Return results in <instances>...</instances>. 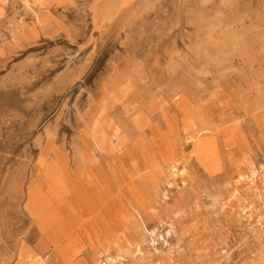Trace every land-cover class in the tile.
Here are the masks:
<instances>
[{
	"label": "rangeland",
	"instance_id": "1",
	"mask_svg": "<svg viewBox=\"0 0 264 264\" xmlns=\"http://www.w3.org/2000/svg\"><path fill=\"white\" fill-rule=\"evenodd\" d=\"M94 1L0 0V264H264V0Z\"/></svg>",
	"mask_w": 264,
	"mask_h": 264
},
{
	"label": "bare ground",
	"instance_id": "2",
	"mask_svg": "<svg viewBox=\"0 0 264 264\" xmlns=\"http://www.w3.org/2000/svg\"><path fill=\"white\" fill-rule=\"evenodd\" d=\"M26 4L29 3V0H24ZM128 0H95L94 3L91 6V11L93 12V20L95 26L98 25L99 20L103 19H110L112 18L115 13L119 10V8L126 3ZM158 0H144L142 8L152 7V5L157 2ZM179 1V0H178ZM97 119V118H96ZM96 123L93 122L92 128H91V134L94 137L93 134H95ZM99 137V136H98ZM97 138V137H96ZM95 138V139H96ZM97 140V139H96ZM171 169L173 168V173H177V169L174 165H171ZM264 168L263 165H259V170L262 172V169ZM171 182V181H170ZM168 183L169 186H172V183ZM167 184V183H166ZM256 220L255 222H257ZM172 228H170L167 232L169 233ZM166 233V234H168ZM148 236H151L152 242L154 240V237L156 236V231L153 229L149 231ZM156 238V237H155ZM150 239V240H151ZM138 245H135V252L132 253L133 257L136 252L140 253V249L137 248ZM122 251V250H121ZM136 257V256H135ZM134 257V258H135ZM106 261H108L110 264H131L130 262H125L124 256L121 254V252L118 250L114 256H107ZM131 260V259H130Z\"/></svg>",
	"mask_w": 264,
	"mask_h": 264
}]
</instances>
